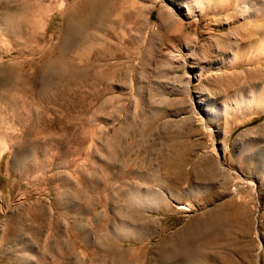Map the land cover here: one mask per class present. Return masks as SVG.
Instances as JSON below:
<instances>
[{"label": "rangeland", "instance_id": "374dc122", "mask_svg": "<svg viewBox=\"0 0 264 264\" xmlns=\"http://www.w3.org/2000/svg\"><path fill=\"white\" fill-rule=\"evenodd\" d=\"M118 1L107 27L122 40L93 33L122 52L63 51L120 65L113 107L46 109L58 128L37 137L57 145L35 147L37 102L0 75V264H264V0ZM81 2L12 0L33 6L24 49L37 29L59 46ZM74 124L88 140L69 143Z\"/></svg>", "mask_w": 264, "mask_h": 264}, {"label": "bare ground", "instance_id": "6f19581e", "mask_svg": "<svg viewBox=\"0 0 264 264\" xmlns=\"http://www.w3.org/2000/svg\"><path fill=\"white\" fill-rule=\"evenodd\" d=\"M11 1L12 0H0V2H2L0 9L2 10L0 12V36L2 34H9L14 36V40H3V38L0 37V45L1 47L2 45L9 46L8 49H6V53L15 49L20 57H18L13 64H4L2 61L5 60L6 53L1 54L0 51V75L4 77V83H8V86L12 87V89L16 90L21 85L22 87H27L29 92L31 91L32 98L37 102L36 113L34 114L37 116V120H32L28 131H33L37 138L34 142L35 147L41 149L43 147L44 149L46 144H58L56 138L48 136V138L51 139L46 140L37 137L39 132L51 130V128H58L57 121L46 115V109L55 112L64 110L67 113L73 114L78 105L88 103L87 108L89 112L92 108L91 98L104 99L103 105L107 109L113 107V99H111L110 96L107 97L106 94L111 86V82L122 76L120 65H118V63L110 64L108 68L103 69L96 66L76 68L72 64V61L68 59V56L64 55L63 51L66 49H88L93 52L91 58L100 54L99 50H101V47L108 48L111 51L114 50L116 53L122 52L124 50V45L121 43H116L117 45H115L112 42L110 43L108 39L107 41H100L93 33V31L96 30H103L109 35L116 34L119 40H122L123 37L121 32H115L112 30L113 27L111 26L112 29H110L109 26L107 27L108 22L116 23L118 21L114 16L115 10L116 8L118 9V3L120 2L118 0H83V2L75 7V11L68 15L69 17L64 21V30L60 37L62 40L59 44L60 47L54 44L52 47H49L51 45L47 47L46 43L43 41V35L40 34L37 29L33 35L35 43L30 46L32 50L28 52L23 46L28 42L24 41L27 38L25 35L27 26L31 27L32 24L27 23L26 20H23L18 14L30 7H32V10L33 6L24 4L23 6L12 7L13 4L11 5ZM119 6H121V4ZM36 7H39V4H37ZM36 9L34 11L37 12ZM41 10L42 8L40 9L39 7V13ZM125 16L128 18L130 14L128 13ZM121 21H123V19H121ZM12 44H14V46ZM57 46L62 52H60L59 55L57 51L56 54L58 56L52 55L50 53L52 48H56ZM97 48L99 49L96 50ZM26 53L35 56L36 54H40V56L31 57V60H28L27 57L24 56ZM101 55L108 56L106 50H104ZM42 56L43 59L41 58ZM32 63L33 66H35L31 69ZM119 80H121V78ZM83 88L86 89L84 90ZM12 102L15 103L14 100H12ZM75 129H78L75 124L69 127L67 126L69 143H76L80 140L85 142L88 140L87 136L80 137L75 134ZM28 157L29 155L27 153L23 154L21 159L22 163H25ZM33 167L34 165L29 169L32 170ZM181 207L187 208L185 205ZM174 241L179 242L177 237L174 238Z\"/></svg>", "mask_w": 264, "mask_h": 264}, {"label": "crops", "instance_id": "0c3cea01", "mask_svg": "<svg viewBox=\"0 0 264 264\" xmlns=\"http://www.w3.org/2000/svg\"><path fill=\"white\" fill-rule=\"evenodd\" d=\"M64 55L68 56V59H69V60H72V61L75 60V58H73L72 55H71L70 53H64ZM76 67H77V66H76ZM217 210H218V212H221V211H225V210H227V209H224V208H222V207H218ZM209 239L211 240V238H209ZM210 240H209V241H210Z\"/></svg>", "mask_w": 264, "mask_h": 264}]
</instances>
